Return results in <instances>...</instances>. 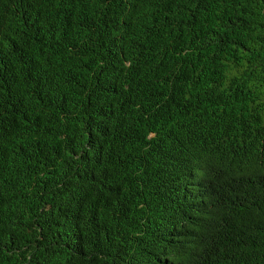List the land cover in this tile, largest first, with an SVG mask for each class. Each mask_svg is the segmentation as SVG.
<instances>
[{"label":"trees","instance_id":"16d2710c","mask_svg":"<svg viewBox=\"0 0 264 264\" xmlns=\"http://www.w3.org/2000/svg\"><path fill=\"white\" fill-rule=\"evenodd\" d=\"M0 264H264V0H0Z\"/></svg>","mask_w":264,"mask_h":264}]
</instances>
